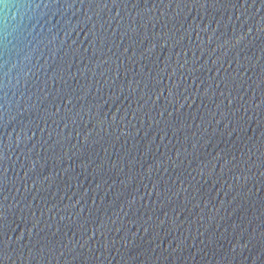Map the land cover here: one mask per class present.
<instances>
[{
	"label": "water",
	"instance_id": "water-1",
	"mask_svg": "<svg viewBox=\"0 0 264 264\" xmlns=\"http://www.w3.org/2000/svg\"><path fill=\"white\" fill-rule=\"evenodd\" d=\"M0 264H264V0H0Z\"/></svg>",
	"mask_w": 264,
	"mask_h": 264
},
{
	"label": "clouds",
	"instance_id": "clouds-1",
	"mask_svg": "<svg viewBox=\"0 0 264 264\" xmlns=\"http://www.w3.org/2000/svg\"><path fill=\"white\" fill-rule=\"evenodd\" d=\"M30 5L26 2H22L19 6H18V15L22 16L24 14L27 13V11L30 9Z\"/></svg>",
	"mask_w": 264,
	"mask_h": 264
}]
</instances>
